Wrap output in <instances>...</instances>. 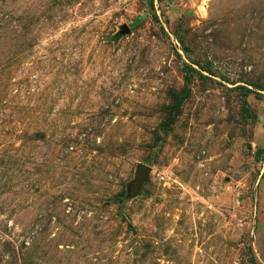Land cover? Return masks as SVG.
Listing matches in <instances>:
<instances>
[{"label": "rangeland", "instance_id": "rangeland-1", "mask_svg": "<svg viewBox=\"0 0 264 264\" xmlns=\"http://www.w3.org/2000/svg\"><path fill=\"white\" fill-rule=\"evenodd\" d=\"M263 170L264 0H0V264H264Z\"/></svg>", "mask_w": 264, "mask_h": 264}, {"label": "water", "instance_id": "water-1", "mask_svg": "<svg viewBox=\"0 0 264 264\" xmlns=\"http://www.w3.org/2000/svg\"><path fill=\"white\" fill-rule=\"evenodd\" d=\"M126 29L125 27L123 30ZM147 171L148 167L144 164H137V172H136V177L134 181L130 182V187L134 190L133 192H138L140 189V185L142 181H144L147 178Z\"/></svg>", "mask_w": 264, "mask_h": 264}, {"label": "trees", "instance_id": "trees-1", "mask_svg": "<svg viewBox=\"0 0 264 264\" xmlns=\"http://www.w3.org/2000/svg\"><path fill=\"white\" fill-rule=\"evenodd\" d=\"M179 39V41L181 42V39L180 38H178ZM186 78H187V76H185ZM241 89H243L244 91H248V89L247 88H245L244 86H239ZM262 151H263V149H261V148H256V150H255V154L256 153H262ZM262 175H264V170H263V172L261 173V176Z\"/></svg>", "mask_w": 264, "mask_h": 264}]
</instances>
